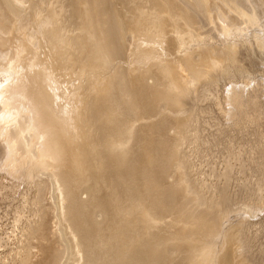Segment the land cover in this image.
Instances as JSON below:
<instances>
[{
	"label": "bare ground",
	"instance_id": "1",
	"mask_svg": "<svg viewBox=\"0 0 264 264\" xmlns=\"http://www.w3.org/2000/svg\"><path fill=\"white\" fill-rule=\"evenodd\" d=\"M1 210L0 264H264V0H0Z\"/></svg>",
	"mask_w": 264,
	"mask_h": 264
},
{
	"label": "rangeland",
	"instance_id": "2",
	"mask_svg": "<svg viewBox=\"0 0 264 264\" xmlns=\"http://www.w3.org/2000/svg\"><path fill=\"white\" fill-rule=\"evenodd\" d=\"M7 202H8V201H7ZM4 204H7V203L5 202ZM2 213H3V212H2V210H1V211H0V234L3 235V236H5L7 232H10V229H9V228L11 227V226H10V223L12 224V222H11V216H9V217H5V219H4ZM12 214H13V213H12ZM1 216H2L3 218H2ZM12 216H13V215H12ZM4 224H5V225H4ZM1 225H2L3 227H2ZM8 227H9V228H8ZM7 229H9V231H7ZM3 236H2V237H3Z\"/></svg>",
	"mask_w": 264,
	"mask_h": 264
}]
</instances>
